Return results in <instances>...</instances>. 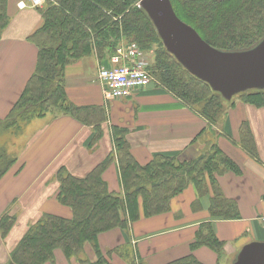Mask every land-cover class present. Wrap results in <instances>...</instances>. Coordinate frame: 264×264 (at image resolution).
<instances>
[{
	"label": "trees",
	"instance_id": "trees-1",
	"mask_svg": "<svg viewBox=\"0 0 264 264\" xmlns=\"http://www.w3.org/2000/svg\"><path fill=\"white\" fill-rule=\"evenodd\" d=\"M178 17L191 25L210 45L224 52H244L264 40V0H171ZM42 26L31 36L38 47L35 72L25 90L0 127L24 133L36 118L55 109L69 113L81 121L103 120L104 111L90 106H77L68 101L65 70L68 64L96 54L100 62H108L121 44H136L142 51L156 49L155 63L148 66L153 82L194 108L209 123L218 127L225 113L224 99L206 81L190 72L165 46L148 12L138 0H49L41 9ZM9 22L7 0H0V37ZM242 101L264 106V90L242 92ZM104 114V116H103ZM96 120V121H97ZM116 154L111 153L87 176L79 177L62 168L58 173L61 203L73 215L64 217L44 213L17 243L9 264H45L55 262L61 250L70 263L112 264L119 254L128 264H137L131 245L104 250L99 236L117 228L128 231L129 222L144 215L152 217L171 210L172 199L193 184L203 199L209 195L211 221L201 224L191 243V250L206 246L221 254L226 242L214 229L212 220H234L240 216L238 203L227 198L218 175L228 170L241 173L239 165L210 137L206 147L194 158L157 154L143 165L129 149L123 128H116ZM8 133V132H6ZM15 134V133H13ZM197 138H199L197 136ZM242 146L253 156L259 153L251 124L240 127ZM117 159L123 193L111 192L103 174ZM17 157L0 146V180ZM17 216L7 211L0 215V233L7 238ZM129 233V231L127 232ZM91 244L95 258L88 257ZM85 253L87 258H83ZM169 264H204L190 253Z\"/></svg>",
	"mask_w": 264,
	"mask_h": 264
},
{
	"label": "crops",
	"instance_id": "crops-1",
	"mask_svg": "<svg viewBox=\"0 0 264 264\" xmlns=\"http://www.w3.org/2000/svg\"><path fill=\"white\" fill-rule=\"evenodd\" d=\"M23 1L26 0H7L9 22L0 37L1 118L9 114L25 90L38 61V47L31 36L42 26L43 14L41 9L21 8L19 3ZM127 46L123 41L119 48ZM115 55L108 62H100L93 54L68 64L65 70L68 101L104 111L103 120L94 117L84 122L57 111L27 126L28 135L19 146L20 152H16V162L0 180V215L10 211L17 216L8 237L0 233V264H9L12 250L44 213L73 215L72 209L59 200L58 173L65 168L85 177L111 153L116 154L117 127L127 131L124 137L129 149L143 165L157 154L194 158L205 149L206 140L213 137L241 168V173L228 170L217 176L224 194L237 201L240 212L238 219L212 220L217 236L226 242L222 253L234 254L253 240H264V106L238 102L211 130L194 108L154 83L135 90L130 97L106 101L98 68L112 65ZM243 121L251 124L257 156L241 144ZM103 178L111 192L123 193L117 159L107 166ZM210 197L199 199L196 187L190 184L172 199L169 212L140 220L132 235L120 228L104 232L99 236L101 246L108 250L129 242L143 264H169L190 253L204 264H216L221 254L215 250L206 246L191 250L201 224L211 221ZM89 249L88 244L87 254ZM55 254V262L45 264H78L70 263L61 250ZM112 259L115 264H128L115 253Z\"/></svg>",
	"mask_w": 264,
	"mask_h": 264
},
{
	"label": "water",
	"instance_id": "water-1",
	"mask_svg": "<svg viewBox=\"0 0 264 264\" xmlns=\"http://www.w3.org/2000/svg\"><path fill=\"white\" fill-rule=\"evenodd\" d=\"M166 48L194 75L229 97L247 88L264 89V40L244 52H224L210 45L181 20L171 0H141ZM242 264H264V242L243 247Z\"/></svg>",
	"mask_w": 264,
	"mask_h": 264
},
{
	"label": "built area",
	"instance_id": "built-area-1",
	"mask_svg": "<svg viewBox=\"0 0 264 264\" xmlns=\"http://www.w3.org/2000/svg\"><path fill=\"white\" fill-rule=\"evenodd\" d=\"M48 1L27 0L19 5L21 8H42ZM111 61L112 66L101 65L98 69V79L106 101L130 97L135 90L145 88L155 81L147 68L144 52L136 44L118 48ZM261 222L264 226V216Z\"/></svg>",
	"mask_w": 264,
	"mask_h": 264
},
{
	"label": "rangeland",
	"instance_id": "rangeland-1",
	"mask_svg": "<svg viewBox=\"0 0 264 264\" xmlns=\"http://www.w3.org/2000/svg\"><path fill=\"white\" fill-rule=\"evenodd\" d=\"M144 55H145L148 66L155 63L156 49L150 50V51H148V53L144 52ZM255 90H264V89L263 88L262 89H260V88H247V89L240 91L239 93H234L233 95H231L229 97H227L223 93L219 92L224 99V105H225V109H226L225 113L223 114V119L227 116L228 112L236 106V104L238 102H243L242 98L240 97V94L242 92H251V91H255ZM243 103H245V102H243ZM246 104H249V103H246ZM251 105H253V104H251ZM254 106H256V105H254ZM57 111H60V110L55 109V112H57ZM221 121H220L219 125L221 124ZM28 131L29 130H27V127H26V132L23 135H21V133L20 134L16 133V131H8V129H4V128L0 127V146L6 145L7 152L11 153L13 156L17 157V153L20 152L19 146L23 143V139L27 138ZM6 132H8V133H6ZM13 133H15V134H13ZM145 218H150V217H145L144 215H142L139 218V220L129 222V227H128L129 230L128 231L131 235L133 234L132 231H133L134 225L136 223H139L140 220L145 219ZM128 231H126V232H128ZM98 242H99V246H101L99 239H98ZM252 242H264V240H262V241L253 240ZM126 243H127V245H129V242H126ZM126 243H124V244H126ZM124 244H122V245H124ZM89 245H90V249H89L88 257L95 258V250L93 249V246L91 244H89ZM119 246H121V245H119ZM119 246H116L115 248H117ZM115 248H113V249H115ZM242 250H243V247H241L234 254L231 253V254L226 255V254H224V252L221 253V257L216 261V264H242V259H241ZM134 252H135V256L137 258V264H143L142 258L139 257L138 251L136 248H134ZM86 253H87V250H86ZM117 255H118V257L122 258L119 254H117ZM81 256L83 258H87L85 253H81ZM112 257H113V255H112ZM112 257L110 260H111V262L113 261L112 264H115ZM120 260L122 263L124 262L123 261L124 258H122ZM78 264H79V262H78Z\"/></svg>",
	"mask_w": 264,
	"mask_h": 264
}]
</instances>
